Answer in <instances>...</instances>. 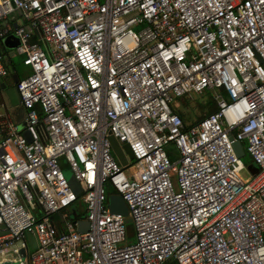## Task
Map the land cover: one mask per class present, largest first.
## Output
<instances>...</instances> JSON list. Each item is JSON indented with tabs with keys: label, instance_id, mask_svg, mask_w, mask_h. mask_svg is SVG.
Returning a JSON list of instances; mask_svg holds the SVG:
<instances>
[{
	"label": "built area",
	"instance_id": "built-area-1",
	"mask_svg": "<svg viewBox=\"0 0 264 264\" xmlns=\"http://www.w3.org/2000/svg\"><path fill=\"white\" fill-rule=\"evenodd\" d=\"M14 13L32 72L23 129L0 109V264H264V0H0V39ZM203 90L216 110L185 125Z\"/></svg>",
	"mask_w": 264,
	"mask_h": 264
},
{
	"label": "crops",
	"instance_id": "crops-1",
	"mask_svg": "<svg viewBox=\"0 0 264 264\" xmlns=\"http://www.w3.org/2000/svg\"><path fill=\"white\" fill-rule=\"evenodd\" d=\"M2 28L5 31V36L0 39V55H1V65L5 69V74H0V109L12 119L20 129L24 127L25 120V109L19 103V97L16 90L15 79H22L31 74L32 70L30 66L23 63L24 53H18L13 51L16 50L18 45H9L6 44L3 39L7 36H17L14 34V28L16 25H24L26 21L20 15V13H14L9 15L7 18L2 20ZM18 40V38H17ZM33 41H38L40 44H43L41 39L36 37V34L32 37ZM44 45V44H43ZM3 54L8 56L6 62L3 61ZM17 54L20 56L21 63L16 66L14 64V55ZM6 76H8L6 78ZM2 133L0 132V138ZM168 150V149H167Z\"/></svg>",
	"mask_w": 264,
	"mask_h": 264
},
{
	"label": "water",
	"instance_id": "water-1",
	"mask_svg": "<svg viewBox=\"0 0 264 264\" xmlns=\"http://www.w3.org/2000/svg\"><path fill=\"white\" fill-rule=\"evenodd\" d=\"M3 41L6 44H9L12 46L18 43L17 38L14 36H7L3 39ZM15 82H18V79H15ZM23 133H24V136L28 140H30V136H29L28 132L24 131ZM107 139L109 141V144L111 146L113 154L115 155V157L117 158L119 163L125 167L128 164V159L133 158V155L130 151L128 144H126V143L120 144L118 142V140L115 138V136H113L112 134H109L107 136ZM232 146H233V149H234L235 153L237 154V156L242 157L245 154V151L242 147L241 142L235 141ZM249 169L253 173H257V171H258V168L254 165L249 166ZM68 180H69V184L72 187V189L74 190V192H76V194H79L81 192V188L79 186V183L71 175L69 176ZM107 203H108V207H109V210L111 213L120 214L122 216L128 215V207H127L125 201L123 200L122 196L119 193L114 192V193L108 194ZM86 225H87L86 221L78 222V229L81 231H84L87 229ZM20 254L23 257L25 255V249H21ZM173 263H175V261ZM3 264H8V263L5 262Z\"/></svg>",
	"mask_w": 264,
	"mask_h": 264
},
{
	"label": "rangeland",
	"instance_id": "rangeland-1",
	"mask_svg": "<svg viewBox=\"0 0 264 264\" xmlns=\"http://www.w3.org/2000/svg\"><path fill=\"white\" fill-rule=\"evenodd\" d=\"M135 30H138V27H135L134 28ZM43 44L44 41L42 40L41 41ZM13 51H15L16 53V50L13 49ZM3 61L6 62L8 60V56L6 54H3ZM21 63V60H20V56L15 54L14 55V64L16 66L20 65ZM8 76H6L7 78ZM214 95V92L212 90H203V91H200V92H193L192 95L188 98V105L187 108H185L186 106H182L181 102L179 100H176L174 102V106H176L177 108H183L184 107V110L189 113L190 115H192V113H190V109L191 107L194 108L195 110L197 109V102L199 101H203L208 99L209 97H213ZM244 146V145H243ZM168 149V154L170 156V159L171 160H174L178 157V152L177 150L174 148L173 145H169L167 147ZM243 163H244V166L245 168L242 170L241 172V176L243 178H248L251 176L250 174V171H249V166H253V163L249 157V155L245 152V154L241 157ZM131 161V159H129ZM66 176H69L68 172H66ZM124 221H125V226L127 228V235H128V239H132L133 238V220H132V217L130 214H128L127 216L124 217Z\"/></svg>",
	"mask_w": 264,
	"mask_h": 264
},
{
	"label": "trees",
	"instance_id": "trees-1",
	"mask_svg": "<svg viewBox=\"0 0 264 264\" xmlns=\"http://www.w3.org/2000/svg\"><path fill=\"white\" fill-rule=\"evenodd\" d=\"M191 95L192 94L184 95L182 97H179L177 100H179L181 102L182 106H186L185 108H187V106H189L187 100ZM173 109L179 114V116L183 120V123L185 125H189L191 123H194L195 121H199L200 119H202L203 117H205L209 113L215 111L216 110V104L214 102L213 97H209L208 99L204 100V102L201 100V101L197 102V109L196 110L191 107L190 113H192V115L187 113L184 110V107L183 108H179V107L177 108L176 106H173ZM107 193L108 194L114 193V190L110 186H108L107 187Z\"/></svg>",
	"mask_w": 264,
	"mask_h": 264
}]
</instances>
